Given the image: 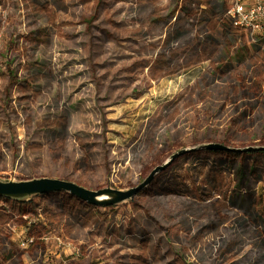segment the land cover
Returning a JSON list of instances; mask_svg holds the SVG:
<instances>
[{
	"label": "rangeland",
	"instance_id": "obj_1",
	"mask_svg": "<svg viewBox=\"0 0 264 264\" xmlns=\"http://www.w3.org/2000/svg\"><path fill=\"white\" fill-rule=\"evenodd\" d=\"M0 0V181L138 195L0 198V264H217L264 224V29L231 0ZM220 144L229 150H206ZM222 242V243H221Z\"/></svg>",
	"mask_w": 264,
	"mask_h": 264
},
{
	"label": "water",
	"instance_id": "obj_2",
	"mask_svg": "<svg viewBox=\"0 0 264 264\" xmlns=\"http://www.w3.org/2000/svg\"><path fill=\"white\" fill-rule=\"evenodd\" d=\"M206 150H229V148L224 147L220 144H209L202 147ZM192 149H184L174 154L169 162H166L163 165L156 167L152 173L144 180L140 185L130 188L126 191H117L111 188L101 189V190H89L85 187H82L74 182L53 179V178H37L27 181L19 182H2L0 181V196L13 199H27L39 194H46L51 192H68L73 196L88 202L95 206H111L126 200L131 199L132 197L138 195L143 189H145L151 182L154 180L155 176L165 170L172 161H174L180 155L191 151ZM244 152L252 151H264V147L253 148L248 147L243 149Z\"/></svg>",
	"mask_w": 264,
	"mask_h": 264
},
{
	"label": "built area",
	"instance_id": "obj_3",
	"mask_svg": "<svg viewBox=\"0 0 264 264\" xmlns=\"http://www.w3.org/2000/svg\"><path fill=\"white\" fill-rule=\"evenodd\" d=\"M227 17L235 27L259 39L264 29V0H231Z\"/></svg>",
	"mask_w": 264,
	"mask_h": 264
},
{
	"label": "flooded vegetation",
	"instance_id": "obj_4",
	"mask_svg": "<svg viewBox=\"0 0 264 264\" xmlns=\"http://www.w3.org/2000/svg\"><path fill=\"white\" fill-rule=\"evenodd\" d=\"M204 0H199L200 2V8L204 9V7L201 5ZM178 3L181 5H184L186 7V1L185 0H178ZM230 10V7L227 8L225 11L226 15L228 11ZM257 227L259 229H263L260 233L261 239L256 241H251L250 244H252L254 247H256V251L263 250L264 251V224L263 223H256ZM222 243V242H221ZM245 243H240L236 245H227L224 242L222 244H218V256L216 258L217 264H264V258H261L259 256L257 259H252L251 254L252 253H245L244 255L240 256V254L245 252L244 245Z\"/></svg>",
	"mask_w": 264,
	"mask_h": 264
},
{
	"label": "trees",
	"instance_id": "obj_5",
	"mask_svg": "<svg viewBox=\"0 0 264 264\" xmlns=\"http://www.w3.org/2000/svg\"><path fill=\"white\" fill-rule=\"evenodd\" d=\"M226 19H227V21H228L229 23H231L233 29L239 31L240 34L245 35L247 38H250V39H251L250 34H249L246 30H243V29H240V28H238V27H235V26L232 24V22L230 21V19L227 17V15H226ZM258 152L264 155V151H258ZM62 192H65V191H62ZM57 193H60V192H57ZM66 193H68V192H66ZM46 194H47V193H46ZM69 194H70V193H69ZM39 195H42V194H39ZM71 195H72V194H71ZM72 196H73V195H72ZM73 197H75V196H73ZM0 198L6 199V200H7V199H8V200L10 199V200L19 201V202L25 201V199L18 200V199H13V198H7V197H4V196H0ZM75 198H77V197H75ZM77 199H79V198H77ZM79 200H81V199H79ZM82 201H83V200H82Z\"/></svg>",
	"mask_w": 264,
	"mask_h": 264
}]
</instances>
